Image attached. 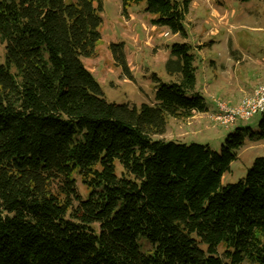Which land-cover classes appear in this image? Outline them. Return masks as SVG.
<instances>
[{
  "label": "trees",
  "instance_id": "obj_1",
  "mask_svg": "<svg viewBox=\"0 0 264 264\" xmlns=\"http://www.w3.org/2000/svg\"><path fill=\"white\" fill-rule=\"evenodd\" d=\"M120 3L124 18L143 3L152 26L183 40L138 108L106 102L82 63L96 54L102 0H0V264H264V158L221 185L244 142H264V112L219 152L153 139L167 118L208 111L184 41L189 0ZM109 48L132 80L124 43Z\"/></svg>",
  "mask_w": 264,
  "mask_h": 264
},
{
  "label": "rangeland",
  "instance_id": "obj_2",
  "mask_svg": "<svg viewBox=\"0 0 264 264\" xmlns=\"http://www.w3.org/2000/svg\"><path fill=\"white\" fill-rule=\"evenodd\" d=\"M102 3L96 54L82 59V63L100 86L106 102L137 108L143 103L149 104L153 101L152 76L163 83L168 80L163 68L167 47L183 40L164 28L152 26L143 3L128 8L131 20L121 16L120 0H102ZM185 27L188 37L184 41L192 44L197 58L196 88L209 112L187 120L167 118L165 133L153 139L206 144L219 152L227 134L239 127L254 130L259 119V115H255L248 121L222 127L210 115L215 111V100L237 105L264 83V0H189ZM117 42L124 43L132 80L124 77L121 69L113 64L109 45ZM0 57L2 60L1 46ZM258 157L264 158V142L245 141L229 170L222 175L221 185L243 179ZM121 170L116 160V175H120ZM77 189L86 198L87 191L79 180ZM137 243L142 251L149 250L143 237L138 238Z\"/></svg>",
  "mask_w": 264,
  "mask_h": 264
},
{
  "label": "built area",
  "instance_id": "obj_3",
  "mask_svg": "<svg viewBox=\"0 0 264 264\" xmlns=\"http://www.w3.org/2000/svg\"><path fill=\"white\" fill-rule=\"evenodd\" d=\"M167 35L165 33V36ZM214 106L215 111L211 113L210 118L222 127L232 126L237 121H248L264 112V83L237 105L215 100Z\"/></svg>",
  "mask_w": 264,
  "mask_h": 264
},
{
  "label": "crops",
  "instance_id": "obj_4",
  "mask_svg": "<svg viewBox=\"0 0 264 264\" xmlns=\"http://www.w3.org/2000/svg\"><path fill=\"white\" fill-rule=\"evenodd\" d=\"M131 15H132V14H130V13L128 12L126 18H128V20H131V19H130V18H131ZM123 18H124V17H123ZM148 19L150 20V17H148L147 20H148ZM127 65H128V63H127ZM128 67H129V66H128ZM129 69H130V68H129ZM207 112H209V108H208V111H207ZM207 112H206V113L195 114L194 116H196V115H202V114H207ZM194 116H193V117H194Z\"/></svg>",
  "mask_w": 264,
  "mask_h": 264
}]
</instances>
